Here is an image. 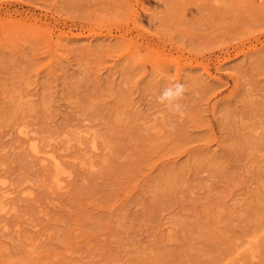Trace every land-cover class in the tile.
I'll use <instances>...</instances> for the list:
<instances>
[{
	"label": "rangeland",
	"instance_id": "obj_1",
	"mask_svg": "<svg viewBox=\"0 0 264 264\" xmlns=\"http://www.w3.org/2000/svg\"><path fill=\"white\" fill-rule=\"evenodd\" d=\"M0 190V264H264V0H0Z\"/></svg>",
	"mask_w": 264,
	"mask_h": 264
},
{
	"label": "clouds",
	"instance_id": "obj_2",
	"mask_svg": "<svg viewBox=\"0 0 264 264\" xmlns=\"http://www.w3.org/2000/svg\"><path fill=\"white\" fill-rule=\"evenodd\" d=\"M186 85L175 80L171 84L165 86L156 96V102L162 105L169 113L184 119L187 115L185 106L181 103L186 92Z\"/></svg>",
	"mask_w": 264,
	"mask_h": 264
},
{
	"label": "bare ground",
	"instance_id": "obj_3",
	"mask_svg": "<svg viewBox=\"0 0 264 264\" xmlns=\"http://www.w3.org/2000/svg\"><path fill=\"white\" fill-rule=\"evenodd\" d=\"M24 131H22V133H23ZM36 145V144H35ZM35 145H32V149L35 151V152H37V147L35 146ZM47 157H49V158H52V155H51V153H49V154H47ZM44 159H45V157H44ZM54 165H55V167H54V176L52 177L53 179H54V182H55V184H56V186L57 187H61L62 185V177H61V175H62V173H64L65 172V170H63L62 168H61V166L59 165V163H57V162H54ZM4 183V182H3ZM9 185V184H8ZM7 185V186H8ZM6 186V187H7ZM65 187V186H64ZM59 189V188H58ZM0 192H1V190H0ZM10 193V192H9ZM6 194H8L6 191H3V195L1 194L0 196H5ZM9 195V194H8ZM1 206H2V204H1ZM4 207V206H3ZM5 209V208H4ZM0 210H2V207L0 208Z\"/></svg>",
	"mask_w": 264,
	"mask_h": 264
}]
</instances>
